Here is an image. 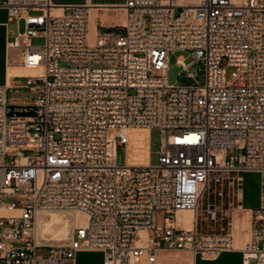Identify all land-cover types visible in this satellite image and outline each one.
<instances>
[{"label": "built area", "instance_id": "built-area-1", "mask_svg": "<svg viewBox=\"0 0 264 264\" xmlns=\"http://www.w3.org/2000/svg\"><path fill=\"white\" fill-rule=\"evenodd\" d=\"M0 9L18 23L6 49L20 52L31 94L11 103L14 85H0V264H75L96 251L103 264H162V252L233 251L231 231L203 233L198 218L206 191L222 201L232 175L260 173L264 198V0H126L125 25L94 38L85 6L0 0ZM176 51L192 58L176 63L194 83H169ZM134 129L160 130L158 164L128 165ZM216 208L204 210L210 221ZM185 210L190 229L178 220ZM47 211L88 223L51 246L37 233ZM252 233L245 264H264V205Z\"/></svg>", "mask_w": 264, "mask_h": 264}, {"label": "crops", "instance_id": "crops-1", "mask_svg": "<svg viewBox=\"0 0 264 264\" xmlns=\"http://www.w3.org/2000/svg\"><path fill=\"white\" fill-rule=\"evenodd\" d=\"M52 3L56 6L88 7L92 37H96L102 31L121 29L126 22L127 14L123 9L126 0H52ZM0 13L4 14V17L0 19V24L3 25L0 40H4L3 33H7L10 21L6 10L0 9ZM9 55L10 53L7 52L10 63ZM10 68L18 67L10 66ZM236 179L237 182H235ZM225 189L227 193L224 199L213 201L217 206L215 229L202 232L221 233L222 230H225V218H228L227 223L230 226L226 228V232L231 231L235 249L204 257L200 255L194 257L188 252H162L160 253L163 256L162 264H245L243 250L253 241L252 211L264 205L263 176L258 172L232 175L230 180L225 183ZM103 260L102 252H80L77 254L75 264H103ZM166 260L167 262H165Z\"/></svg>", "mask_w": 264, "mask_h": 264}, {"label": "rangeland", "instance_id": "rangeland-1", "mask_svg": "<svg viewBox=\"0 0 264 264\" xmlns=\"http://www.w3.org/2000/svg\"><path fill=\"white\" fill-rule=\"evenodd\" d=\"M181 10L177 11V15L180 14ZM4 17L3 13H0V19ZM3 25L0 24V32L3 30ZM9 30L17 33L18 31V23L16 20L9 23ZM21 31H24V24L21 23L20 27ZM3 39L0 40V85H14L13 88H10L8 93L9 100L11 103L16 104H25L30 102L31 94L28 89H24L22 84L24 82L23 74H28L27 71H24L21 68L16 75L9 78V68L18 67L16 64L19 63L20 52L19 51H11L10 52V63L7 58V49H6V41H7V33H3ZM94 38V37H92ZM34 45L42 46L44 44L43 39H35L33 41ZM180 57H186V63L189 64L192 61V58L189 57V54L182 51H176L170 60V70L168 72L169 83L174 86H186L194 83V79L188 77V73L183 70L182 67H179L176 63L177 59ZM9 63V64H8ZM199 66L194 67L191 72L198 74L197 79L202 80L201 75L199 73ZM234 70L232 68H228V79L232 78V73ZM17 77V78H14ZM11 82V83H10ZM131 137V146L128 151V164L130 165H141L143 163L156 165L158 164L160 152L162 150V136L161 132L158 129H153L152 131L147 129H134L130 130ZM26 155H30V153H26ZM117 161L119 165H124L126 162V149L125 147H120L117 150ZM216 194L214 187H210L206 191V195L201 201V212L198 218L199 229L201 231H209L215 229V222L210 221L206 214L204 213L206 206L215 201ZM228 218H225L224 227L225 230H222L221 233L226 232V228L230 225L227 223ZM69 242L58 243L55 242L53 245L55 246H63L67 245ZM163 256L160 255V259ZM167 262V260L165 261Z\"/></svg>", "mask_w": 264, "mask_h": 264}, {"label": "bare ground", "instance_id": "bare-ground-1", "mask_svg": "<svg viewBox=\"0 0 264 264\" xmlns=\"http://www.w3.org/2000/svg\"><path fill=\"white\" fill-rule=\"evenodd\" d=\"M197 2L198 0H191ZM183 0H179L182 3ZM21 69L10 68L9 76L16 75ZM25 71V70H24ZM23 75H26L25 73ZM112 154L114 155V148L111 146ZM143 163L134 166H148ZM133 166V165H129ZM178 220L182 222L186 229L192 227L195 219L193 211H180L178 213ZM88 223V218L85 214L80 212L70 213L64 211H47L40 213L38 216V239L48 245L54 246L53 243L71 242L74 236V228L76 226H84Z\"/></svg>", "mask_w": 264, "mask_h": 264}]
</instances>
